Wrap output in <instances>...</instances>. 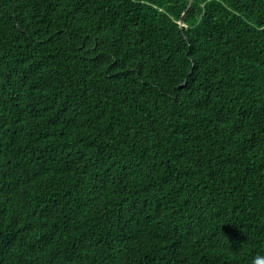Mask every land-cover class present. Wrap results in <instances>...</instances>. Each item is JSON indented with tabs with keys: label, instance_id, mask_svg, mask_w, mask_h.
I'll return each instance as SVG.
<instances>
[{
	"label": "trees",
	"instance_id": "trees-1",
	"mask_svg": "<svg viewBox=\"0 0 264 264\" xmlns=\"http://www.w3.org/2000/svg\"><path fill=\"white\" fill-rule=\"evenodd\" d=\"M0 0V264L264 256V0Z\"/></svg>",
	"mask_w": 264,
	"mask_h": 264
},
{
	"label": "water",
	"instance_id": "water-1",
	"mask_svg": "<svg viewBox=\"0 0 264 264\" xmlns=\"http://www.w3.org/2000/svg\"><path fill=\"white\" fill-rule=\"evenodd\" d=\"M193 3V0H190L189 1V4L187 6V8L185 9V11L183 12L181 18H180V21H179V26L182 28L184 26V16H185V13L188 11V9L191 7Z\"/></svg>",
	"mask_w": 264,
	"mask_h": 264
},
{
	"label": "clouds",
	"instance_id": "clouds-1",
	"mask_svg": "<svg viewBox=\"0 0 264 264\" xmlns=\"http://www.w3.org/2000/svg\"><path fill=\"white\" fill-rule=\"evenodd\" d=\"M253 264H264V256L257 257Z\"/></svg>",
	"mask_w": 264,
	"mask_h": 264
}]
</instances>
